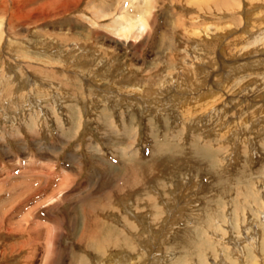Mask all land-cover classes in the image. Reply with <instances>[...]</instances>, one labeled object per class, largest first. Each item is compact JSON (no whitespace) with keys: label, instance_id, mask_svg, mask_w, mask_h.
<instances>
[{"label":"rangeland","instance_id":"rangeland-1","mask_svg":"<svg viewBox=\"0 0 264 264\" xmlns=\"http://www.w3.org/2000/svg\"><path fill=\"white\" fill-rule=\"evenodd\" d=\"M106 1L0 0V264H264V0Z\"/></svg>","mask_w":264,"mask_h":264},{"label":"bare ground","instance_id":"bare-ground-1","mask_svg":"<svg viewBox=\"0 0 264 264\" xmlns=\"http://www.w3.org/2000/svg\"><path fill=\"white\" fill-rule=\"evenodd\" d=\"M111 1H106L103 3V7H105V10L109 11L111 9V6H113ZM130 1H121L123 4V14H120L115 21L112 20L113 22L109 25V27L114 31V34L116 33L122 39L138 40L146 34V31L150 26V22L153 17V10L151 8L142 10L141 6H137V8H135L133 7L135 0Z\"/></svg>","mask_w":264,"mask_h":264}]
</instances>
